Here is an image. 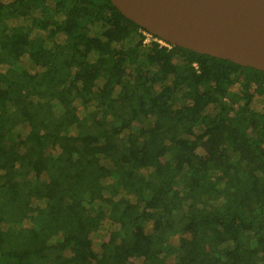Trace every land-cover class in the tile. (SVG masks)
I'll return each instance as SVG.
<instances>
[{"label":"trees","instance_id":"16d2710c","mask_svg":"<svg viewBox=\"0 0 264 264\" xmlns=\"http://www.w3.org/2000/svg\"><path fill=\"white\" fill-rule=\"evenodd\" d=\"M145 33L0 0V264H264V71Z\"/></svg>","mask_w":264,"mask_h":264},{"label":"water","instance_id":"95a60500","mask_svg":"<svg viewBox=\"0 0 264 264\" xmlns=\"http://www.w3.org/2000/svg\"><path fill=\"white\" fill-rule=\"evenodd\" d=\"M152 35L264 71V0H111Z\"/></svg>","mask_w":264,"mask_h":264},{"label":"built area","instance_id":"2783aa9c","mask_svg":"<svg viewBox=\"0 0 264 264\" xmlns=\"http://www.w3.org/2000/svg\"><path fill=\"white\" fill-rule=\"evenodd\" d=\"M146 35H147V39H146V42H150L151 41V37H152V34H150V33H145ZM153 40H156V41H158L159 43H161L162 45H166V46H169L170 47V45L168 44V42H166V41H164V40H162V39H159V38H153ZM194 65L196 66V67H198V64L197 63H194Z\"/></svg>","mask_w":264,"mask_h":264}]
</instances>
